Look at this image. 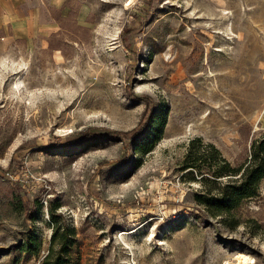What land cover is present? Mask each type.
<instances>
[{
	"label": "rangeland",
	"instance_id": "obj_1",
	"mask_svg": "<svg viewBox=\"0 0 264 264\" xmlns=\"http://www.w3.org/2000/svg\"><path fill=\"white\" fill-rule=\"evenodd\" d=\"M38 1L0 28V264H40L51 222L82 264H264V180L228 228L179 179L193 137L232 164L264 137V0Z\"/></svg>",
	"mask_w": 264,
	"mask_h": 264
},
{
	"label": "trees",
	"instance_id": "obj_2",
	"mask_svg": "<svg viewBox=\"0 0 264 264\" xmlns=\"http://www.w3.org/2000/svg\"><path fill=\"white\" fill-rule=\"evenodd\" d=\"M150 111L143 115L132 129L120 132L110 130L101 132H82L84 139L114 136L133 139L146 132L152 121ZM153 147L146 138L137 140L133 148L136 153H146ZM179 179L182 182L198 183L199 189L193 194L196 217L219 219L225 227L234 228L240 223L237 214L245 200L255 198L264 180V137L254 140L250 145L248 157L241 163L232 164L218 147L204 142L200 137L191 138L181 159ZM52 232L46 253L40 264H82V256L77 246L73 228H66L51 222Z\"/></svg>",
	"mask_w": 264,
	"mask_h": 264
},
{
	"label": "crops",
	"instance_id": "obj_3",
	"mask_svg": "<svg viewBox=\"0 0 264 264\" xmlns=\"http://www.w3.org/2000/svg\"><path fill=\"white\" fill-rule=\"evenodd\" d=\"M38 0H0V28L29 26L37 21Z\"/></svg>",
	"mask_w": 264,
	"mask_h": 264
},
{
	"label": "bare ground",
	"instance_id": "obj_4",
	"mask_svg": "<svg viewBox=\"0 0 264 264\" xmlns=\"http://www.w3.org/2000/svg\"><path fill=\"white\" fill-rule=\"evenodd\" d=\"M130 2L133 0H129ZM236 264H251L252 259L249 255L245 253H238L236 255Z\"/></svg>",
	"mask_w": 264,
	"mask_h": 264
}]
</instances>
